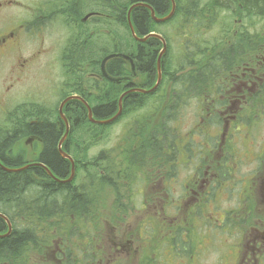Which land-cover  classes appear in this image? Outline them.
Masks as SVG:
<instances>
[{
    "label": "trees",
    "instance_id": "obj_1",
    "mask_svg": "<svg viewBox=\"0 0 264 264\" xmlns=\"http://www.w3.org/2000/svg\"><path fill=\"white\" fill-rule=\"evenodd\" d=\"M86 1L89 7L101 8L108 11V13H112L115 23L121 24L128 32V38H124L121 42L118 39V43H115V40H117L115 39V33H112L111 40H114V44L111 42L108 47H101V40L107 39H104L101 31L103 27L100 26L99 37L98 33L96 36L90 33L89 44L85 47H82V45L80 47L77 46L70 50L69 61L75 62L77 59L79 61H91L92 86L89 85L91 93L88 90H83L82 93H88L87 99H85L93 105L94 117L101 120L110 118L118 112L119 97L125 91L131 88L151 89L156 85L159 78L156 58L160 53L161 48L158 49V47L162 46V42L157 37H150L145 41L136 40L132 35L126 11L135 4L147 3L154 7L156 16L163 17L171 11V5L170 0H127L123 3H119L118 1L120 0H101L94 3L91 0H83L81 2L84 4ZM193 1L194 7L198 8L199 2L197 0ZM207 3L214 11V14L208 16L206 9L202 8L201 12H199L200 10L194 11L187 18L188 23L185 27H189L190 32L184 43L185 50L179 59L186 55L188 61L186 64L188 66L184 67L181 62L178 63L177 65L181 66L178 68V72L175 73L170 70L169 64L167 67L166 63L163 62L166 60L163 58L162 80L158 88L149 94L133 92L124 98L123 114L119 118V123L125 121L123 124L124 128L125 126L134 125L133 117H136L137 120L139 119L141 122L139 124L144 126L149 120L155 119L154 116L158 113L157 110L159 108L165 107V114L164 120L153 125L150 136L141 141L139 146L134 143L128 146L129 152L127 151V153L131 160L129 161L127 158V160L118 162L122 173H125V176H119L120 179H128L131 183H143L149 167L158 168L161 128L164 131L175 132L174 137L180 141L186 140L181 130L183 125L176 122L179 118L178 116L184 114L177 109L181 102L183 104L180 108L194 104V107L203 109L195 117L199 122L204 121L205 127L212 133H214V129L221 131L230 120L232 122L229 124V129L239 132L242 136H247L251 133L258 134L261 130H264L262 128V122H264L263 77V85L259 91L260 104L258 106L251 104L249 108H244L243 112L239 111L236 114L226 113L228 117L224 114L225 110L232 109V106L227 102L238 99L237 97H232V94L237 93V90H232L229 86L236 82V76L239 74L237 71L239 62L247 61L257 49L259 54L262 55L261 58H264V34L261 35V32L256 30L259 22H264V0H207ZM86 7L87 5L85 4L84 8ZM218 12L228 13L227 17L229 20L225 21V25L217 17L216 13ZM130 18L136 34L141 38L156 32L158 26L164 28V25L172 21H176L177 30L180 31L182 28V22H178L180 19L178 12H175L170 20L160 23L153 19L148 8L136 6L132 9ZM232 18L241 19V38L239 45L235 41L239 50L235 59L230 62L231 54L228 53L225 47L221 48V53L219 54L208 53V49L213 43L220 44V46L225 45L222 37L231 34L229 31L233 26ZM85 28L91 32L88 23H85ZM216 28L221 33L218 40L213 36L208 37V34ZM162 34L166 36L163 30ZM97 43L99 47L96 45ZM251 45H253L252 49L248 50ZM97 48L99 49L97 50ZM114 48L117 49L114 50ZM109 53L130 55L134 60L137 74L143 75L141 83L135 81H133L134 84L126 82L113 83L101 78L103 77L101 63ZM262 64L264 65V62ZM71 69L75 70L76 65H72ZM107 71L111 76L115 77L131 74L130 65L123 58L109 60L107 62ZM233 71L234 75H232ZM93 74H95L96 78H93ZM70 78L72 79L73 76H70ZM166 79L174 81V83L172 82L173 90L171 92L169 89L170 93L162 98ZM71 84L75 85L73 82ZM67 95L70 96L69 94ZM135 95H139L140 99L136 98ZM153 95L160 99L152 97ZM133 99L135 102H133ZM166 100L169 102H166ZM147 104L149 105L148 109L150 110L153 107V110H145L141 117L136 115L135 111L147 108ZM156 104L158 106H155ZM66 110L68 113L66 115L71 117L73 125V132L72 134L70 133V138L66 142V149H68L76 162V175L71 183L63 184L56 181L41 167L33 166L17 172L8 170L22 167L26 163L21 161L23 160L21 157H14L8 155L9 153L6 154V152L18 140L20 142L27 136L36 135L41 138L43 149L38 152L39 154L35 160L48 165L57 177L61 179L68 178L71 173V163L62 157L57 149V144L64 134L63 123H60L58 127L55 121H50L49 118H46L48 116L45 117L39 112L38 114L35 112L33 115H27L24 112V106H19L15 109V112L17 111L16 114L21 112L22 119L17 129L9 134H3L1 137L0 159L8 169L0 166V213L10 219L13 224V231L10 235L0 238V264H27L31 259L30 253L32 251H36L38 260L40 257L46 256L47 252L52 250V245L58 244V240L59 246L56 249V253H58L61 263L65 261L66 264H82L83 260L91 264V262L102 260L105 255L102 252V243L96 245L94 249L92 248V240L97 239V235H92L86 225L89 214L93 212V209L90 210V206L95 201L96 196L100 200V193L94 189L93 182L96 174L95 166L102 159V155L97 158L92 157L89 149L92 140L97 139L98 135L99 138L101 136L102 138L104 136L108 137L104 130H109L111 125L93 124L88 117L87 108L80 100L73 99L69 101L65 105L64 112ZM175 110L179 112L177 117H175ZM33 116H36L37 119L31 123ZM27 119H29V122L26 121ZM242 122L248 124L245 127L248 132H242L243 128L241 126L246 125ZM148 124L150 125V123ZM216 125H219V127ZM130 132L132 131L130 130ZM194 133L193 131L191 135ZM207 133L210 132H204L203 134ZM72 136L74 138L70 142ZM123 142L125 141H119V146L115 149L117 154H122L125 150V147L122 146ZM193 142H196V140H191L192 144ZM199 142L198 147H202L203 143H207V137L202 139V141L199 140ZM214 143L215 141L202 148L205 153L209 152V147L215 149ZM133 144L135 147H132ZM129 148L131 149L129 150ZM212 155L213 153L209 154V160H211ZM201 160L202 158L198 156L197 161L194 162V168L195 164ZM91 168H93V171H91ZM113 180V177L102 176L101 184L114 186ZM89 182L91 183L90 186ZM116 182H118L117 178ZM130 185L128 184V186ZM116 188L119 190L118 184H116ZM168 196L170 198L174 197L170 193H168ZM207 206H209V203H207ZM197 214L200 217L197 216L196 221L205 223L202 211L199 210ZM161 220V217L157 219L146 218L140 225L142 233L137 230L140 234L137 243L143 246L146 245L149 248L152 246L149 251L155 250L154 259L149 258V264H158L157 261L161 262L156 256L157 250L160 248V244L162 245L166 241V238L172 237L169 234V226L166 227L164 233L160 231L162 226L157 221ZM163 221L167 222L166 218ZM207 223L210 224L211 221L207 220ZM211 228L213 229L211 230ZM7 229V222L0 217V233H5ZM205 229L210 233L219 231L216 225H209ZM85 239L90 242L87 246L81 243ZM99 240L101 242V239ZM29 244L33 247L32 250L28 248ZM80 246H83L84 249H80ZM169 246L173 247V244L170 242ZM78 248L79 252L76 253L75 251ZM142 251L145 252L143 249ZM170 258L172 260L175 259L173 257Z\"/></svg>",
    "mask_w": 264,
    "mask_h": 264
},
{
    "label": "rangeland",
    "instance_id": "obj_2",
    "mask_svg": "<svg viewBox=\"0 0 264 264\" xmlns=\"http://www.w3.org/2000/svg\"><path fill=\"white\" fill-rule=\"evenodd\" d=\"M65 1L66 0H0V30L9 28L18 22L34 20L36 32L34 37L35 40L30 39L28 41L25 39L22 45L20 51V61L22 62L23 60L29 59L28 64L24 66L23 69H16V62L18 61V58L14 54L9 55L0 63V97L3 93V95H7V97L9 98L7 104L9 107V111L5 112L4 119L1 118L3 114L0 107L1 132H3L2 126L4 125V122L2 121H6L5 118L12 117L13 112L11 111V109L13 107L17 108L19 107V105L24 106V112L27 113V115H33L35 114V112H37L36 114H38L39 112V114H42L45 117L48 116L46 118L58 119L59 122L63 123L64 125V121H62L61 119L59 107L64 101V98L68 96L67 94L79 95L84 100H86V96H88V93L84 94L82 93V91L88 90L91 93V87L89 86L91 85L92 74L90 70L91 61H79L78 59L75 62L69 61L70 50L74 49L77 46L80 47L82 45V47H85L87 44H89L90 33H92V35L94 36H96V34L98 33L99 37L100 26L103 27L101 31L103 33L102 35L104 39H107L101 40V47H108L111 42L112 44H114V40H111L112 33H115V39H117L115 40V43H118V39L121 42V40H123L124 38H128V32L126 28L121 26V24L115 23L112 13H108V11L101 8L89 7L87 1L84 3V5H87V7L84 8V5H82L81 2L83 0H78V6L82 7V11L79 8V12H74V17L79 20L78 24L74 25L76 27H73V23L71 22L69 15L59 16L57 14H53L51 13L53 12V9L49 10V8L47 7L48 4L58 3L56 8L59 9L62 6H66ZM120 1L118 2L123 3L127 0ZM197 1L199 2V6L198 8L192 7V11L200 10L199 12H201V9L203 8L206 9L205 11H207L208 16L214 14V11L209 7L207 3V0ZM88 8H92V10H95L97 13L89 14ZM129 11L130 9L126 11L127 19L129 16ZM38 12L39 16H36V13ZM227 14V12L216 13L217 17L224 25L226 24L225 21L229 20ZM72 16L73 15H71V17ZM232 19L233 26L229 31L231 34L228 36L232 37V39H234V42L237 41L239 45L241 38V19ZM85 23L89 24L91 32L87 28H85ZM187 23L188 22L182 24V28L180 31L176 29V21H172L169 24L164 25V28H162V26H158V29L156 31L162 34L163 30L166 36H164L163 34L162 35L167 41V48L161 58V66L163 65V62H165L167 67L169 64L170 70L174 71L175 73L178 72V68L181 66L177 65L178 63L181 62L184 67L188 66L186 64L188 62L186 59V55L182 59H179L185 50L184 43L186 41V37L190 32V28L185 27ZM219 24L221 25V23ZM257 26L258 27L256 28V30L258 32H261V35H263L264 22H259ZM83 29H85L86 31ZM28 30L30 31V29ZM210 36H213L218 40L221 36V33L216 28L208 34V37ZM96 45L99 47L98 43ZM216 45L221 48L225 47V45ZM252 46L253 45L248 47V50H251ZM113 47H115V45H113ZM159 48H161V53L163 50V42L162 46H159L158 49ZM98 49L99 48H97V50ZM116 49L117 48H114V50ZM159 55L156 58L157 69ZM163 58H165L168 63L166 61H163ZM261 59L264 61V58ZM263 61L258 64L257 70H253L257 72L258 75H260V72H264V65L262 64ZM72 65H76L75 70L71 69ZM70 76H73V78L71 79ZM140 76L143 77V75ZM71 82L75 83V85H72ZM172 82L174 83L173 80H165V88L163 90L162 98L167 96L168 93H170V90L172 92ZM135 97L140 99L139 95H135ZM152 97L155 96L153 95ZM133 102H135L134 99ZM166 102L169 101L166 100ZM182 104L183 102H181L177 109L184 114L178 116L179 118L176 120V122L183 125V128H181L183 133L188 131L196 132V134L193 136V139L196 140V142H193V146L198 148V144L200 143L199 140L202 141V139H205L207 137V135L203 133L211 131L207 127H205L204 121L199 122V120L195 117L203 109L194 107V104L189 105L185 108H180ZM89 105L92 112H94L93 105L91 103H89ZM155 106H158V104H156ZM148 108L149 105L143 110L135 111L136 115L141 117L143 113H145L144 111ZM152 110L153 107L149 111ZM16 112L14 114L18 115L21 120L22 113L19 112L18 114H16ZM65 112L64 115L66 116V119L70 125L69 135L67 137V139L69 140L70 135L73 132V125L71 123V117H67V110ZM157 112L158 113L154 116L155 119L149 120L144 126L139 124L141 123L139 119L137 120L136 117H133L134 124H137V127H133L134 130L132 132H125L124 130H122L125 121L119 123V120L115 125H111V128L109 130H104L108 137L104 136L102 138L101 136L99 138L98 135V138L93 139L90 145L89 151L92 157L97 158L102 155V159L95 166L96 174L95 180L93 182L94 189L98 190L100 193V200L99 197L96 196L95 201L90 206V210L93 209V212L89 214L88 222H86V225L92 235H97V239L95 238L92 240V248L94 249L96 245L102 243V252L105 254L103 256L104 260L114 259L121 262L122 260H124L125 264H148L147 261H149L150 257H153V254L151 253L150 257L148 258V255L146 253L151 250L152 246H150L149 248L146 245L143 246L142 244L137 243L140 238V234L137 230L142 233L140 225L146 218L157 219L158 217H161V221H163L166 217H168L167 215H164L166 213V204L169 203L167 201L162 202L159 206L160 211H162L163 214L156 213L159 208H155V204L153 202H149L148 206L145 208V206L147 205L146 201H150L153 196H157L160 192L166 194L165 191L167 188L160 184L159 179H157V176H160L157 171L158 168L149 167L148 174L146 175V179L143 183L134 182L132 185L128 186L127 180L119 178V176H125V173H122V169L118 164V162L127 160L128 153L123 151L122 154H117L114 149L115 146H119L120 140L125 141L122 143V146H124L125 148L132 143H134L136 146H139L141 141L150 136V131L153 125L164 120L165 107L159 108ZM178 113L179 112L175 110V117H177ZM29 119H27L26 121L29 122ZM148 123H150V125ZM216 126L219 127V125ZM262 128H264V122L262 124ZM243 130L245 131V129ZM214 131L216 130L214 129ZM217 131L220 133L219 130ZM262 131L264 130H261V132ZM64 132H66L65 125ZM73 138L74 136L71 137L70 142L73 141ZM12 147L13 149L15 148L16 150H19V155L12 156L21 157L23 159L21 160L23 163L37 161L35 159L38 154L37 152L39 150L40 144L36 142L32 144H25L24 139H22L20 142L18 140L17 143H15ZM215 160L220 165L222 158L219 155H214V163ZM91 171H93V168H91ZM102 176H110L111 178L113 177L114 186L111 184H101ZM116 178L118 182H116ZM185 178L186 173H181L177 178V184L179 186L170 188L173 193L168 191L172 196H174L169 199V201H172V204L177 203L176 201H173V199L180 196L181 189H183L181 183ZM116 184L119 185V190H117ZM90 185L91 183L89 182V186ZM223 205L226 204L223 203ZM227 205L229 206L230 204L227 203ZM221 215L222 214L220 209V211L218 212V216ZM99 239H101V242ZM115 239H119L122 241V244H126V248L118 252H115L113 250L109 251L110 246L117 243ZM81 243L84 246H87L90 242L88 239H85L82 240ZM58 246L59 240L58 244H56L55 246L52 245V250L47 252L46 256L40 257V259L38 260L37 255H35L36 251H32V253H30L31 259L27 264H62L58 253H56V249L58 248ZM80 249L83 250L84 247L80 246ZM142 249L145 252H143ZM75 252L78 253L79 248ZM201 255H203V253H199L197 256L200 258ZM217 255L218 251L214 249L209 251V256L212 258L211 260L215 259ZM170 257L183 260L185 258V253L175 250L171 246H167L166 244H160V253L158 254V258L161 260V262H158L161 264H180L179 262L172 261ZM187 257H189L188 254H186V258ZM200 260V263L211 261L210 259L209 261H207L204 255L200 258ZM200 263L196 262L195 264Z\"/></svg>",
    "mask_w": 264,
    "mask_h": 264
},
{
    "label": "flooded vegetation",
    "instance_id": "obj_3",
    "mask_svg": "<svg viewBox=\"0 0 264 264\" xmlns=\"http://www.w3.org/2000/svg\"><path fill=\"white\" fill-rule=\"evenodd\" d=\"M95 1L98 0H94L93 3ZM175 1V12H178L180 16L179 22H182V24L188 22L187 18L194 12L192 11L194 1ZM65 3L66 6H62L59 9L56 8L58 3L48 4L47 7L49 10L53 9V12L50 11L53 14L59 16L69 15L73 27H76L74 25L78 24L79 20L74 17V12H79V8L82 11V7L78 6V0H66ZM82 5L84 4L82 3ZM170 5L172 7L171 0ZM92 8H88V13H97ZM71 15L73 16L71 17ZM36 16H39V12L36 13ZM34 22V20L18 22L9 28L0 30V63L9 55L14 54L18 58L16 69H23L28 64L29 59L20 61V51L25 39L28 41L30 39L35 40ZM223 42L226 50L231 54L229 60L232 62L239 48L236 46L234 39L228 35L223 36ZM209 52L219 54L221 53V47L213 43L208 49ZM261 61V56L257 49L247 61L239 62L237 69L239 74L236 76V82L229 86L232 90H237V93L232 94V97H237L238 99L227 102L232 106V109L224 111L227 117L226 113L236 114L239 111L243 112L244 108H249L251 104L256 106L260 104L259 91L263 85L262 77L264 78V72H260V75H258L253 70H257ZM234 74L233 71L232 75ZM127 76L131 77L132 80L134 79L133 81L137 83H141L143 79L137 72L132 76L131 74ZM93 78H96L95 74H93ZM101 78L107 79L104 75ZM8 101L7 95L5 96L2 93L0 97V107L3 114L0 117L2 119H4L5 112L9 111ZM15 109L16 107L11 109L13 112L12 117L5 118L6 121H2L4 125L2 126L3 132L0 130V144L3 134H9L18 127L20 117L14 114ZM36 119L37 117L33 116L31 123L36 121ZM50 121H55L58 127L60 126L61 122L58 119H50ZM231 122L232 120L228 122L227 126L222 128L220 133L218 131L207 133V143H203V146L198 148L189 142L195 140L193 139L196 134L195 131L192 135L193 131L185 132L184 137L186 140L180 141L174 137L175 132L164 131L161 128L157 170L160 176H157V179L167 189L165 191L166 194L160 192L157 196H153L150 201H146L147 205L145 208L149 202H153L155 204L154 207L157 209L162 202H169L166 204V213L164 214L168 216L166 217L167 222L157 221L162 226L160 231L164 233L166 227L169 226V234L172 236L166 238L162 245L166 244L169 246L171 242L173 249L185 253L183 260L175 258L172 261L180 264H195L196 262L200 263V258L203 255L209 261V259H212L209 256V251L214 249L218 251L217 257L209 262L200 264H264V131L258 134L251 133L250 135L242 136L239 132L229 129ZM242 123L246 124L245 122ZM247 125L241 126L245 129L242 132H248L246 131L247 128H245ZM133 127H137V124L129 127L125 126L122 130L130 132V130H134ZM67 141L68 139L64 142V149L69 152L66 149ZM214 141L215 149L209 147V152L205 153L202 148ZM35 142L40 144L37 140H34L33 143ZM58 144L57 149L59 151ZM132 147H135V145L133 144ZM39 148L43 149L41 145ZM116 148L117 146L114 147V149ZM124 151L127 152L128 147ZM210 153H213L211 160H209ZM6 154L19 155V150L11 147ZM214 155L221 156L220 165L216 160L214 163ZM198 156L202 160L197 162L194 168V162L197 161ZM127 158L129 161L131 160L129 156ZM183 172L186 173V178L181 183L183 189H181L180 196L173 199L177 203L172 204V201H169L168 191L173 193L170 188L179 186L177 178ZM207 203H209V206H207ZM223 203L226 205H223ZM227 203L230 205L228 206ZM220 209L222 215L218 216ZM199 210L202 211V215L205 217V223L196 221L197 216H199L197 214ZM156 213L163 214L160 208ZM207 220H210L211 223H207ZM209 225H216L219 231L210 233L205 229ZM115 240L117 243L111 245L109 251L118 252L126 248L127 245L122 244L121 240ZM151 253L153 257H150ZM159 253L160 248H158L156 256ZM199 253H203L200 258L197 256ZM146 254L148 258L154 259L155 250L148 251ZM186 254L189 257L186 258ZM147 262L149 264V261ZM121 263L125 264L124 260L121 262L114 259H102L98 262H91V264ZM62 264L66 263L63 262ZM82 264H88V262L82 260Z\"/></svg>",
    "mask_w": 264,
    "mask_h": 264
},
{
    "label": "water",
    "instance_id": "obj_4",
    "mask_svg": "<svg viewBox=\"0 0 264 264\" xmlns=\"http://www.w3.org/2000/svg\"><path fill=\"white\" fill-rule=\"evenodd\" d=\"M172 3H173V8H172V11L164 16V17H157L156 16V12H155V9L153 8V6H151L150 4H147V3H138V4H135L134 6H132L130 8V11H129V25H130V29H131V32H132V35L133 37L138 40V41H145L147 40L148 38L150 37H157L159 38L162 42H163V50L162 52L160 53L159 55V59H158V72H159V78H158V82L157 84L150 90H144V89H140V88H132L126 92H124L120 99H119V110L118 112L111 118L109 119H105V120H95L94 117H93V112L92 110L90 109V105L88 104V102H86L81 96H78V95H72V96H69L68 98H66L60 105V114H61V117L64 119L65 123H66V132L63 136V138L61 139V141L59 142V153L62 155V157H64L65 159H68L72 162V172H71V175L68 179L66 180H61L59 177H57L54 172L52 171V169L46 165L45 163L43 162H34V163H31L30 165H27L25 167H19V168H16V169H8V167H6L2 161L0 160V166L4 169H8V170H13V171H23V170H26L32 166H36V167H41L43 168L52 178H54L55 180H57L58 182H62V183H68V182H71L74 178V175H75V172H76V164L74 162V160L72 159V157L66 153L63 149H62V145H63V142L64 140L67 138L68 134H69V129H70V125H69V122L67 121L66 119V116L64 115L63 113V109H64V106L70 101V100H73V99H79L81 100L89 109V118L91 119V121L95 122V123H98V124H109V123H112L114 122L115 120H117L123 113V100L124 98L128 95V94H131L133 92H141L143 94H148V93H152L153 91H155L159 84L161 83V80H162V71H161V58H162V55L164 54L166 48H167V43H166V40L164 39V37L158 33H155V32H152L150 33L149 35L141 38L139 37L137 34H136V31H135V28L132 24V21H131V18H130V14H131V10L136 7V6H144L148 9H150L151 11V15L153 17V19L156 21V22H165L167 20H169L170 18H172V16L174 15L175 13V10H176V3H175V0H172ZM114 58H123L125 59L127 62H129L130 64V67H131V70L133 73H136V66H135V63H134V60L130 57V55L128 54H125V53H109L108 55H106L104 57V59L102 60V73L103 75L111 82H116V83H120V82H124V81H127V83H133V80L131 77L129 76H119V77H115V76H111L107 70H106V64L109 60L111 59H114ZM35 138H38V137H30L28 139V142H32L33 139ZM0 217L3 218L7 223H8V226H9V231L8 233L2 235L0 234V237H5V236H8L11 231H12V224L10 222V220L8 219V217H6V215L0 213Z\"/></svg>",
    "mask_w": 264,
    "mask_h": 264
},
{
    "label": "bare ground",
    "instance_id": "obj_5",
    "mask_svg": "<svg viewBox=\"0 0 264 264\" xmlns=\"http://www.w3.org/2000/svg\"><path fill=\"white\" fill-rule=\"evenodd\" d=\"M101 70H102V63H101ZM106 70H107V64H106ZM108 72V71H107ZM121 97V96H120ZM120 97H119V99H120ZM31 163H26V165H24V166H22V167H25V166H27V165H30ZM33 167V166H32ZM124 180H127V182H128V184H133V183H131V181L130 180H128V179H124ZM6 233L8 232V229L5 231ZM10 235V234H9ZM28 248L29 249H33V247L29 244V246H28Z\"/></svg>",
    "mask_w": 264,
    "mask_h": 264
}]
</instances>
